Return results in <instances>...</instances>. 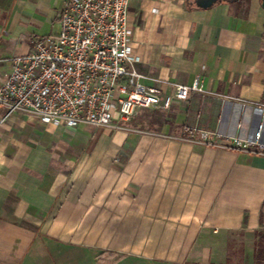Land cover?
I'll list each match as a JSON object with an SVG mask.
<instances>
[{
    "label": "crops",
    "instance_id": "crops-1",
    "mask_svg": "<svg viewBox=\"0 0 264 264\" xmlns=\"http://www.w3.org/2000/svg\"><path fill=\"white\" fill-rule=\"evenodd\" d=\"M67 0H0V83L36 39L54 36ZM136 68L172 94L140 109L137 130L6 118L0 106V264H264V157L190 142L250 130L264 106L261 0H131Z\"/></svg>",
    "mask_w": 264,
    "mask_h": 264
},
{
    "label": "built area",
    "instance_id": "built-area-1",
    "mask_svg": "<svg viewBox=\"0 0 264 264\" xmlns=\"http://www.w3.org/2000/svg\"><path fill=\"white\" fill-rule=\"evenodd\" d=\"M131 0H67L56 35L36 39L30 52L11 61L0 83V106L6 118L22 113L42 125L77 129L126 130L137 110H167L174 101L201 93L199 79L175 85L172 94L148 85L132 53L128 27ZM251 128L235 136H203L190 142L221 150L264 157V106L244 108Z\"/></svg>",
    "mask_w": 264,
    "mask_h": 264
},
{
    "label": "trees",
    "instance_id": "trees-1",
    "mask_svg": "<svg viewBox=\"0 0 264 264\" xmlns=\"http://www.w3.org/2000/svg\"><path fill=\"white\" fill-rule=\"evenodd\" d=\"M255 259L261 263L264 262V233L263 234L260 233L258 235L256 251H255Z\"/></svg>",
    "mask_w": 264,
    "mask_h": 264
},
{
    "label": "water",
    "instance_id": "water-1",
    "mask_svg": "<svg viewBox=\"0 0 264 264\" xmlns=\"http://www.w3.org/2000/svg\"><path fill=\"white\" fill-rule=\"evenodd\" d=\"M219 0H193V4L197 8L207 9L216 4ZM230 1V0H227ZM261 7L264 10V0H261Z\"/></svg>",
    "mask_w": 264,
    "mask_h": 264
},
{
    "label": "rangeland",
    "instance_id": "rangeland-1",
    "mask_svg": "<svg viewBox=\"0 0 264 264\" xmlns=\"http://www.w3.org/2000/svg\"><path fill=\"white\" fill-rule=\"evenodd\" d=\"M123 125V124H122ZM124 127H127V126H125V125H123ZM127 128H129V127H127ZM95 129V128H94ZM129 129H132V128H129ZM96 130H98V129H96ZM100 131H110V132H113V131H111V130H101V129H99ZM132 130H134V129H132ZM123 131H126V130H123ZM134 131H137V130H134ZM128 132H130V131H128ZM209 138V137H208Z\"/></svg>",
    "mask_w": 264,
    "mask_h": 264
}]
</instances>
